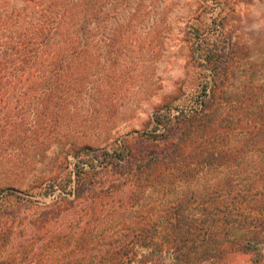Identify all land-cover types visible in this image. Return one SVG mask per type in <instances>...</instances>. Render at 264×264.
Here are the masks:
<instances>
[{"label":"trees","instance_id":"16d2710c","mask_svg":"<svg viewBox=\"0 0 264 264\" xmlns=\"http://www.w3.org/2000/svg\"><path fill=\"white\" fill-rule=\"evenodd\" d=\"M108 1L0 0V218L19 214L2 206L4 198L23 192L29 200L39 189L52 197L31 222L41 230L64 215L72 222L61 238L48 240L53 252L62 239L79 243L66 251V264H131L137 248L165 246L173 264L237 254L264 264V57L253 59L247 41L229 38L223 49L208 51L202 64L217 70L190 103L179 102V88L155 107L149 133L141 134L157 142L149 156L133 153L125 135L102 156L85 141L52 143L87 116L80 113L82 94L107 81L93 73L92 62L96 7ZM190 24L187 40L198 50L204 30ZM244 60L251 68L236 74L234 65ZM49 152L39 175L25 183L22 176ZM198 170L223 177L208 189L180 190L149 215L141 212L148 186L182 183ZM3 223L0 237L14 242Z\"/></svg>","mask_w":264,"mask_h":264},{"label":"rangeland","instance_id":"374dc122","mask_svg":"<svg viewBox=\"0 0 264 264\" xmlns=\"http://www.w3.org/2000/svg\"><path fill=\"white\" fill-rule=\"evenodd\" d=\"M96 9L98 19L92 71L107 81L97 84L96 92L82 94L85 99L81 100L80 113L87 116L73 125L71 133L64 130L56 136L52 140L54 145L67 147L70 142L80 144L85 141L92 144L95 155L102 156L103 152L114 149L118 143L116 138L125 135L133 153L149 156L157 142L150 137L142 139L146 136L141 134L149 133L155 107L179 88V102L190 103L198 92L199 84L214 69L211 65L202 64L210 49L215 52L217 47L223 49V44L231 38L241 43L247 41L253 59L264 57V0H109L106 7L99 2ZM198 13L200 17L192 20ZM191 21L204 30L205 42L198 50L187 40ZM246 61L234 65L233 71L239 74L251 68ZM255 73H258L256 68ZM103 85L108 88L109 97L105 101L102 100L104 93H101ZM220 113L223 117V110ZM52 153L43 154L36 167L22 176L25 183L39 175L43 163L49 161ZM221 176L218 171L198 170L191 180L187 177L182 183L150 185L141 197L139 208L149 215L175 201L180 190L182 193L189 188L208 189ZM39 191L36 190L29 200L23 192H15V199L4 198L2 206L17 207L19 214L14 219L0 218L6 234L15 237L14 242L4 241V235L0 237V264L68 262L70 255L66 251L77 242L62 239L56 252H53L56 247L48 242L52 235L61 238L67 233L72 223L68 222L67 216L47 223L46 230L38 227L40 223L31 222L43 205L51 201L52 196H43ZM75 225L72 224L71 228L74 239L78 233ZM159 248L150 249L153 250L151 253H148L149 249L137 248L131 264H173L168 248L165 246L162 251ZM143 255L148 259L147 263L143 262ZM74 260H71L72 264H75ZM200 264L253 263L251 257L237 254L224 260H205Z\"/></svg>","mask_w":264,"mask_h":264}]
</instances>
